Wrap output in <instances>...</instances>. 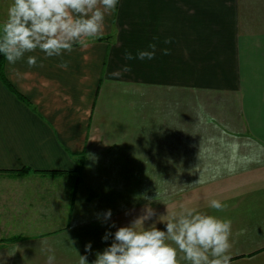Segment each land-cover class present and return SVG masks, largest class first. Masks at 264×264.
Listing matches in <instances>:
<instances>
[{"label": "crops", "instance_id": "0c3cea01", "mask_svg": "<svg viewBox=\"0 0 264 264\" xmlns=\"http://www.w3.org/2000/svg\"><path fill=\"white\" fill-rule=\"evenodd\" d=\"M153 42V60H125ZM30 55L44 67L25 58L19 77L0 62V264H46L44 242L55 264L91 242V264L145 195L146 227L195 208L232 221L231 264H264V0H119L67 70Z\"/></svg>", "mask_w": 264, "mask_h": 264}, {"label": "clouds", "instance_id": "9594fccd", "mask_svg": "<svg viewBox=\"0 0 264 264\" xmlns=\"http://www.w3.org/2000/svg\"><path fill=\"white\" fill-rule=\"evenodd\" d=\"M119 0H12L6 19L0 24V55L4 57L12 71L19 77L15 66L24 61L28 68L44 67L37 55L39 50L44 59L57 58L58 67L67 70L70 64L64 56L76 50V46H87L90 40L104 35L106 18L117 11ZM158 39V38H154ZM172 43L166 38L163 44ZM158 44L149 43L146 49L137 50L135 55L125 51L127 61L148 60L156 57ZM163 55H169L167 47ZM131 71L125 65L122 72ZM113 76L121 75L114 72ZM198 183H204L199 180ZM148 203L128 225L116 228L114 233L106 232L103 241L112 238L109 246L95 253L91 264H231L232 221L200 212L195 208L184 207L173 213L171 218L159 216L156 222L145 226L146 222L157 217L151 207V198L143 197ZM156 199V198H155ZM209 207L224 211L228 205L217 199L209 202ZM103 222L111 219V209L102 214ZM165 224L166 230L157 227ZM110 227H116L115 223ZM241 230L240 234H243ZM19 250L17 245L8 250L13 256ZM40 251L46 255V264H55V250L46 242L41 243ZM91 242L85 245V255H80L78 264H89L88 253Z\"/></svg>", "mask_w": 264, "mask_h": 264}, {"label": "rangeland", "instance_id": "374dc122", "mask_svg": "<svg viewBox=\"0 0 264 264\" xmlns=\"http://www.w3.org/2000/svg\"><path fill=\"white\" fill-rule=\"evenodd\" d=\"M11 3H12V0H0V24H2L3 21L6 19L7 10H8V7H9V5ZM2 57L3 56L0 55V62H2ZM41 184H44V183H41ZM2 185L4 186V190H7V188H10V186H14V184L12 182H7V181L0 182V186H2ZM33 185H37V183H35ZM44 185H47V186H44V187H49V185L51 186V184H44ZM62 185H64V184H58V186H61V187H62ZM52 186L54 187L55 185H52ZM61 187L57 188V189L60 190ZM65 187L67 189V186H65ZM4 200H6V199H4ZM4 200L0 201V211H1V206H3L6 203V201H4ZM0 219H4V217L0 216ZM4 227L5 228H9V227H6V226H4ZM5 236H6V233H5ZM2 252L3 251H1L0 253L2 254Z\"/></svg>", "mask_w": 264, "mask_h": 264}, {"label": "trees", "instance_id": "16d2710c", "mask_svg": "<svg viewBox=\"0 0 264 264\" xmlns=\"http://www.w3.org/2000/svg\"><path fill=\"white\" fill-rule=\"evenodd\" d=\"M23 171H27V169H25ZM14 239H16V237L10 238L9 240H14Z\"/></svg>", "mask_w": 264, "mask_h": 264}]
</instances>
